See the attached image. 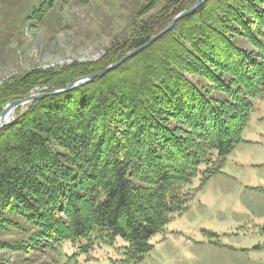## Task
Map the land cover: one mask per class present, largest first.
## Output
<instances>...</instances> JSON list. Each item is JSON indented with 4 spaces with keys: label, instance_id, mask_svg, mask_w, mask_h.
Listing matches in <instances>:
<instances>
[{
    "label": "trees",
    "instance_id": "16d2710c",
    "mask_svg": "<svg viewBox=\"0 0 264 264\" xmlns=\"http://www.w3.org/2000/svg\"><path fill=\"white\" fill-rule=\"evenodd\" d=\"M197 1L150 0L131 34L99 59L8 77L0 113L117 62ZM2 2L11 9L0 3L2 20L19 29L97 0H29L24 13L21 0ZM256 98H264V0H206L117 69L17 107L0 130V251L33 254L69 241L86 252L113 246V264H140L152 237L188 210L194 179L220 173ZM11 232L23 235L2 239ZM0 264L10 263L0 256Z\"/></svg>",
    "mask_w": 264,
    "mask_h": 264
},
{
    "label": "rangeland",
    "instance_id": "374dc122",
    "mask_svg": "<svg viewBox=\"0 0 264 264\" xmlns=\"http://www.w3.org/2000/svg\"><path fill=\"white\" fill-rule=\"evenodd\" d=\"M2 1V7L11 10ZM21 1L24 13L29 0ZM149 2L97 0L67 5L46 25L29 22L19 29L9 28L11 24L0 16V85L34 68L99 59L116 37L131 34L133 15ZM254 103L243 140L220 173L206 182L201 174L194 179L188 210L175 215L164 232L152 237L153 248L140 264H264V98ZM15 117L16 110L10 121ZM22 235L11 232L2 239L14 241ZM122 242L119 238L118 243ZM0 256L10 264H113V259L120 258L113 246L86 252L69 241L33 254L1 250Z\"/></svg>",
    "mask_w": 264,
    "mask_h": 264
},
{
    "label": "water",
    "instance_id": "95a60500",
    "mask_svg": "<svg viewBox=\"0 0 264 264\" xmlns=\"http://www.w3.org/2000/svg\"><path fill=\"white\" fill-rule=\"evenodd\" d=\"M206 0H198L196 2V4L189 8V9H186L182 12H180L178 15H176L171 21L170 23L162 30L160 31L159 33H157L156 35L152 36L150 39H148L146 42H144L143 44H141L140 46L136 47L135 49L129 51L128 53H126L121 59H119L117 62L107 66L106 68L100 70V71H97L95 73H92V74H89V75H86V76H83V77H80L74 81H72L71 83H69L66 87V89H55V88H52L53 91L51 93H42L40 91H37V92H33L32 94H30L29 96L23 98V99H19V100H15V101H12V102H9L8 104H6L2 110V112L0 113V118L5 115L9 110L11 109H16L17 107L21 106V105H25L27 103H30L36 99H39V98H42L44 96H47V95H57V94H60L62 92H65V91H69L75 87H77L80 83H85V82H88V81H91L97 77H101L107 73H109L110 71L118 68L119 66H121L123 63H125L127 60H129L130 58H132L133 56H135L136 54H138L139 52H141L142 50L148 48L150 45H152L156 40H158L160 37H162L164 34H166L167 32H169L174 26L175 24L185 18V17H188L190 15H192L199 7H201L203 5V3L205 2ZM8 123H10L9 121L8 122H3L1 123L0 122V130L6 126Z\"/></svg>",
    "mask_w": 264,
    "mask_h": 264
},
{
    "label": "bare ground",
    "instance_id": "6f19581e",
    "mask_svg": "<svg viewBox=\"0 0 264 264\" xmlns=\"http://www.w3.org/2000/svg\"><path fill=\"white\" fill-rule=\"evenodd\" d=\"M15 110H16V109H11V110H9L5 115H3V116L0 118V122H1V123H3V122H8V121L10 120V118L14 115Z\"/></svg>",
    "mask_w": 264,
    "mask_h": 264
}]
</instances>
